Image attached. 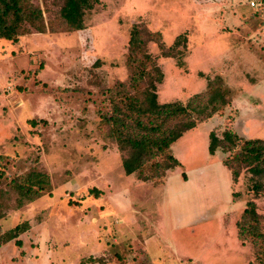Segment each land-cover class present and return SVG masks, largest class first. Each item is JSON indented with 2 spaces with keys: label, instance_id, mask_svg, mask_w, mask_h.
I'll return each mask as SVG.
<instances>
[{
  "label": "rangeland",
  "instance_id": "obj_1",
  "mask_svg": "<svg viewBox=\"0 0 264 264\" xmlns=\"http://www.w3.org/2000/svg\"><path fill=\"white\" fill-rule=\"evenodd\" d=\"M27 3L40 8L43 32L25 20L14 40L0 39V240L26 226L0 243V264H264V177L242 169L233 181L222 163L229 152H208L211 131L264 140V91L248 87L258 72L202 57L195 12L215 4L98 0L74 30L60 13L63 0ZM238 10L251 14L246 4ZM133 29L144 50L129 49ZM145 29L159 31L165 48L180 34L186 42L165 57ZM225 40L230 36L215 42ZM146 53L163 72L155 85L159 103L204 94L215 75L232 90L225 107L174 143L179 164L158 186L124 173L125 154L103 118L129 116L130 98H143L146 81L122 85L150 66ZM30 172L48 183L19 206V184ZM249 202L258 221L239 234Z\"/></svg>",
  "mask_w": 264,
  "mask_h": 264
},
{
  "label": "trees",
  "instance_id": "obj_2",
  "mask_svg": "<svg viewBox=\"0 0 264 264\" xmlns=\"http://www.w3.org/2000/svg\"><path fill=\"white\" fill-rule=\"evenodd\" d=\"M97 1L89 0L85 5L86 0H63L60 13L72 29H81L85 9L92 8L93 2ZM82 3L85 5L83 8ZM260 10L264 12L263 8ZM25 20L30 21L39 32H43V27L37 26V23L42 20L40 8L33 7L27 3V0H0V39L14 40L20 29V23L22 24ZM144 32H146L147 41L157 43L161 54L165 57H174L178 52L177 48L182 47L186 42L185 36L180 34L170 47L165 48L159 31L145 29ZM139 33L135 29L130 33L131 52L134 48H138L139 51L145 48V40L139 37ZM144 58L150 62V66L142 67L137 72L133 71L129 76L128 84L122 85L123 88L125 85L134 88L135 82L146 81L147 85L142 91L143 98H130L129 116L124 114L123 117L112 115L103 118L107 123L112 122L111 137L116 140L119 151L125 154L121 161L124 173L135 174L142 183L157 186L164 182L167 171L179 164L171 150L172 144L184 133L195 128L199 122L210 118L215 112L225 107L232 98V90L220 76L215 75L207 80V89L204 94H194L185 103L179 100L159 103L155 85L162 81L163 72L148 53L144 54ZM118 92L120 93L117 94L124 92L121 90V85ZM118 109L115 110L116 113ZM126 118H129V121H126ZM218 149L229 152L222 163L230 169L233 181L237 180L242 169L253 176L264 177L263 139L243 138L228 129L223 131L222 137L219 138L211 131L208 152L214 155ZM23 182L19 184L21 194L19 206L24 201H32L39 197L40 191H43L48 183L46 176L36 172L28 173ZM32 186L38 188L32 190ZM94 196H98L96 189ZM241 221L243 224L237 223L239 234L244 228L242 225L247 226L258 221L252 202H249L242 211ZM25 228L26 226L23 229L21 225L15 226L4 239L0 240V243L10 241ZM15 243L18 244V242ZM89 261H96V258H89Z\"/></svg>",
  "mask_w": 264,
  "mask_h": 264
},
{
  "label": "crops",
  "instance_id": "obj_3",
  "mask_svg": "<svg viewBox=\"0 0 264 264\" xmlns=\"http://www.w3.org/2000/svg\"><path fill=\"white\" fill-rule=\"evenodd\" d=\"M206 1L196 0L198 3L196 7L202 8ZM250 1L252 0H210L211 4H215V9L203 12H199L202 9L199 11L196 10L194 20L196 30L201 37L199 47L200 49L204 48L205 56L202 57H219L220 61L224 58L226 60L223 62L231 61L236 63V65L240 64L241 67L252 65L250 69L252 72L257 71L259 78L255 79L254 77L253 80L255 82L253 81L254 83L248 84V87L251 89L256 88L259 94L261 89L264 91V12L251 7L249 5ZM242 4H246L251 9L249 17L242 13L243 11L238 10V7ZM203 26H206V28ZM223 36H230L231 40H225L219 44L215 42L216 38ZM210 44L213 48H210ZM196 57L202 58L198 55ZM209 72L211 74L213 73L212 70ZM260 101L262 104L264 103V96L260 97ZM187 132L191 131L189 130ZM182 139H184V136L174 143L177 141L180 142ZM143 248H146L145 244ZM146 249L144 251L145 253L148 251ZM212 254L207 260L210 259Z\"/></svg>",
  "mask_w": 264,
  "mask_h": 264
},
{
  "label": "built area",
  "instance_id": "obj_4",
  "mask_svg": "<svg viewBox=\"0 0 264 264\" xmlns=\"http://www.w3.org/2000/svg\"><path fill=\"white\" fill-rule=\"evenodd\" d=\"M249 5L251 7H253L255 10H259V9H262L263 8V4H262V1L258 0V1H250L249 2Z\"/></svg>",
  "mask_w": 264,
  "mask_h": 264
},
{
  "label": "water",
  "instance_id": "obj_5",
  "mask_svg": "<svg viewBox=\"0 0 264 264\" xmlns=\"http://www.w3.org/2000/svg\"><path fill=\"white\" fill-rule=\"evenodd\" d=\"M262 4H263V9H264V0L262 1Z\"/></svg>",
  "mask_w": 264,
  "mask_h": 264
}]
</instances>
